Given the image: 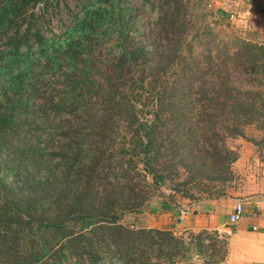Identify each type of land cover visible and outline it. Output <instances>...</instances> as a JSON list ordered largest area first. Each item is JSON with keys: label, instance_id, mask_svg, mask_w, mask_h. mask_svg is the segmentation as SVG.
I'll list each match as a JSON object with an SVG mask.
<instances>
[{"label": "trees", "instance_id": "16d2710c", "mask_svg": "<svg viewBox=\"0 0 264 264\" xmlns=\"http://www.w3.org/2000/svg\"><path fill=\"white\" fill-rule=\"evenodd\" d=\"M47 2L0 0L9 45L0 51V264H179L192 248L210 251L200 264H217L225 245L205 243L207 230L190 234L191 245L119 217L147 200L145 175L162 181L158 153L177 148L165 139L179 131L193 138V117L231 173L236 154L222 140L264 126V46L232 39L185 59L178 0L155 16L154 47L134 40L124 0H94L62 38L33 30L30 41L34 10ZM228 68L244 76L242 89Z\"/></svg>", "mask_w": 264, "mask_h": 264}, {"label": "rangeland", "instance_id": "374dc122", "mask_svg": "<svg viewBox=\"0 0 264 264\" xmlns=\"http://www.w3.org/2000/svg\"><path fill=\"white\" fill-rule=\"evenodd\" d=\"M178 1V14L183 17L187 29L181 49L185 59L188 60L191 56L195 60H200L204 48L215 43L218 46L226 44L227 48H231L232 39L264 46V41L251 26L250 30H247L245 25L238 21L240 17L237 13L239 7L237 0ZM165 2L166 0H149V3L142 4L140 0H124L122 5L127 7L125 18L133 23L135 31L131 29V32L135 36V41H143L153 47L160 44V38L155 36L158 24L155 16L165 8ZM93 3L94 0H48L45 5L38 4L29 24V40L33 41V30L48 41L62 38L75 19L81 15L82 7ZM17 21L20 22L18 19ZM26 26V23H20L17 33L25 31ZM12 32L13 27L7 35H11ZM6 41V35H2L0 51L6 50L9 46ZM108 42L111 40L102 44ZM230 71L228 68L227 73L231 74V81L242 89L244 76L238 71ZM221 73L224 74L223 71ZM190 121L196 127V134L192 132L193 138H186V135L179 131L173 141L165 139V145L168 148L174 141L177 148L158 153L155 168L156 173L163 176L162 181H159L157 177L154 178L157 181H154L145 175L146 183L141 192L147 200L137 210H124L119 217L122 224L138 228L150 215L153 218L157 215H168L167 213L183 205L201 199L232 196L243 201L257 193L255 184L260 181L264 163V126L258 127L254 123L244 127L243 136H227L222 140V144L236 154L235 160L229 164L231 173H227L220 168L221 165L218 164L220 161L211 149L210 143L214 141V138H207L208 129L204 121H200L198 117L195 119L193 117ZM217 131L221 132L220 129ZM180 154L184 155L181 162ZM215 160L217 161L216 167L213 166ZM60 167L61 165L57 168ZM169 231L175 237H181L185 242L191 241L192 245L193 240L190 234H196L200 230H184L175 233ZM207 232L210 237L204 239L205 243L211 238H216V240H222L226 250L228 232L225 234L214 230H207ZM216 245L221 246L218 242ZM209 253L210 251L196 254L192 248L190 252H187L185 260L180 261L179 264H200Z\"/></svg>", "mask_w": 264, "mask_h": 264}, {"label": "crops", "instance_id": "0c3cea01", "mask_svg": "<svg viewBox=\"0 0 264 264\" xmlns=\"http://www.w3.org/2000/svg\"><path fill=\"white\" fill-rule=\"evenodd\" d=\"M238 16L247 30L249 27L264 41V0H237ZM232 3V2H231ZM256 194L248 199L223 196L201 199L168 215L145 218L144 228L166 229L172 232L202 229L227 233L226 254L218 264H264V163ZM242 202V215L236 223H229L228 213L234 203Z\"/></svg>", "mask_w": 264, "mask_h": 264}, {"label": "built area", "instance_id": "2783aa9c", "mask_svg": "<svg viewBox=\"0 0 264 264\" xmlns=\"http://www.w3.org/2000/svg\"><path fill=\"white\" fill-rule=\"evenodd\" d=\"M242 215V202L240 200H237L232 210L227 215V220L229 223H236Z\"/></svg>", "mask_w": 264, "mask_h": 264}]
</instances>
